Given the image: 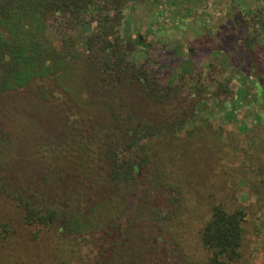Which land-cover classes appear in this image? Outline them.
<instances>
[{"label":"rangeland","instance_id":"374dc122","mask_svg":"<svg viewBox=\"0 0 264 264\" xmlns=\"http://www.w3.org/2000/svg\"><path fill=\"white\" fill-rule=\"evenodd\" d=\"M244 4L252 14L263 8L257 0H134L127 5L121 36L142 43L135 44L129 60L161 67L172 95L163 107L131 87L130 108L149 122H191L174 138L148 144L156 155L137 172L125 197L127 209L118 211L106 234L94 231L79 243L85 263L199 259V232L210 207L221 203L245 209L241 264H257L251 260L250 222L255 193L264 188V27L238 28L231 12L238 23L251 22ZM53 21L56 39L72 35L79 46L93 30L72 31L64 18ZM106 123L103 112L82 105L52 78L0 94V127L12 142L5 183L12 190H30L39 200L87 211L108 192L101 179L108 162L96 161L94 153L105 140ZM78 157L91 164L89 180L76 171ZM11 204L0 197V218L16 232L9 246L17 255L9 262L52 264V239L45 234L33 239V229L19 224Z\"/></svg>","mask_w":264,"mask_h":264},{"label":"trees","instance_id":"16d2710c","mask_svg":"<svg viewBox=\"0 0 264 264\" xmlns=\"http://www.w3.org/2000/svg\"><path fill=\"white\" fill-rule=\"evenodd\" d=\"M132 1L0 0V94L24 88L32 80L52 78L82 105L100 110L107 119L105 140L94 153L96 161L108 162L106 176L101 178L108 192L87 211L74 209L72 204L63 208L39 200L28 189H10L5 183V172L12 142L0 127V197L13 203L19 224L33 229V239L41 234L52 239L53 249L48 250L52 264H90L81 258L79 243L94 231L106 234L118 211L127 209L125 197L135 187L137 172L156 155L148 144L154 139L174 138L191 122H186L187 118L149 122L130 108L131 87L163 107L172 97L161 67L151 69L129 60L135 44L142 45L139 40H124L120 33L123 13ZM257 2L263 8L253 9V14L250 6L244 4L243 13L251 22L238 23L236 12H231L239 29L252 24L264 27V0ZM59 18H64L72 31L79 26H93V30L82 38L80 46L72 35L56 39L51 30L54 25L49 22ZM225 40L218 39L221 43ZM198 44L206 46L203 42ZM78 158L76 171L89 180L91 164ZM255 195L250 253L251 260L264 264V188ZM6 220L0 218V264H11L9 259L17 255L9 246L16 232ZM245 222L246 211L239 204L229 208L221 203L212 205L198 236L202 256L185 264H241Z\"/></svg>","mask_w":264,"mask_h":264}]
</instances>
